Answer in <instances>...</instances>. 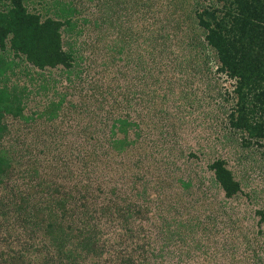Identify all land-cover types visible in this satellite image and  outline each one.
Instances as JSON below:
<instances>
[{
	"label": "rangeland",
	"instance_id": "obj_1",
	"mask_svg": "<svg viewBox=\"0 0 264 264\" xmlns=\"http://www.w3.org/2000/svg\"><path fill=\"white\" fill-rule=\"evenodd\" d=\"M63 1L88 20L63 32L73 70L33 68L0 48V92L25 96L0 135L10 165L0 264H264V141L245 145L230 124L235 80L217 71L198 26L212 1L119 0L112 31V0ZM44 2L30 8L65 18L66 6ZM218 159L241 182L232 197L210 167ZM89 236L91 250L75 248Z\"/></svg>",
	"mask_w": 264,
	"mask_h": 264
},
{
	"label": "trees",
	"instance_id": "obj_2",
	"mask_svg": "<svg viewBox=\"0 0 264 264\" xmlns=\"http://www.w3.org/2000/svg\"><path fill=\"white\" fill-rule=\"evenodd\" d=\"M117 1L119 0H112V5H106L105 19L109 20L107 27L110 31L113 27H117L116 21L119 19L115 17L114 21L112 20ZM211 1L209 7L197 12L198 26L205 32L202 45L204 48L208 46L214 52L217 71L224 72L235 80L233 95L236 102L232 105L229 114L232 128L235 132L244 134L242 141L245 145L252 146L255 143L262 145L264 141V0ZM30 2L33 3L34 0H0V48L4 50L10 45L19 57V61H27L33 68L73 70L77 63L73 53L65 48L63 32L64 30L82 32L88 24L87 18L76 19L70 16L72 9L63 0H55V2L66 6L60 11L65 18H44L40 12L30 8ZM43 3L48 4L44 0ZM213 3L216 6H213ZM121 8L131 10L128 5H121ZM96 25L99 26V22H96ZM193 45H198V42H193ZM4 63L2 60V70L7 72L11 69L12 74L17 75L18 72L11 68L10 63L5 65ZM25 73L28 75V72ZM3 93L0 92V135L5 127L4 115L7 112L20 114L25 104L22 90L19 94L9 92L3 95ZM121 122L122 129L128 131L124 126L126 121ZM64 146L62 142L56 148L63 151ZM5 162L0 158V182H3V177L10 169V165ZM210 167L227 197H232L241 191V182L234 177L224 159L214 161ZM61 204L58 208L62 210L63 218L69 213L68 209L67 211L64 209L65 202ZM57 231L64 232L65 228H59ZM56 236L52 237L54 246L60 244L62 249L66 248L65 242L59 240L60 235ZM91 240L92 236H89L87 242L84 237L79 240L75 248L86 247L91 250ZM73 252V249H70L66 254L75 263L77 257L72 255Z\"/></svg>",
	"mask_w": 264,
	"mask_h": 264
}]
</instances>
